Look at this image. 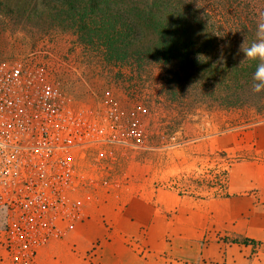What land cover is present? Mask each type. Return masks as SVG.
Listing matches in <instances>:
<instances>
[{"label":"rangeland","instance_id":"1","mask_svg":"<svg viewBox=\"0 0 264 264\" xmlns=\"http://www.w3.org/2000/svg\"><path fill=\"white\" fill-rule=\"evenodd\" d=\"M17 7L0 5V63L77 40L78 96L109 93L127 111L138 102L147 109V135L126 158L124 188L100 198L82 223L96 222L100 237L128 243L151 264H264V117L207 105L184 113L164 92L160 68L135 85L129 67L105 65L75 32L45 27ZM2 225L0 214V235ZM96 231L85 230L97 239Z\"/></svg>","mask_w":264,"mask_h":264},{"label":"built area","instance_id":"2","mask_svg":"<svg viewBox=\"0 0 264 264\" xmlns=\"http://www.w3.org/2000/svg\"><path fill=\"white\" fill-rule=\"evenodd\" d=\"M74 43H42L0 63V245L13 264H35L48 241L121 192L126 158L147 135L142 103L127 111L109 93L81 97L71 88L80 68Z\"/></svg>","mask_w":264,"mask_h":264},{"label":"trees","instance_id":"3","mask_svg":"<svg viewBox=\"0 0 264 264\" xmlns=\"http://www.w3.org/2000/svg\"><path fill=\"white\" fill-rule=\"evenodd\" d=\"M48 28L73 31L109 66L129 67L135 85L155 68L182 111L240 109L264 117L252 91L255 62L238 51L255 40L264 0H0ZM146 72V74H144ZM145 75V76H144ZM131 79V78H130ZM132 82V81H131ZM187 114V113H186Z\"/></svg>","mask_w":264,"mask_h":264},{"label":"crops","instance_id":"4","mask_svg":"<svg viewBox=\"0 0 264 264\" xmlns=\"http://www.w3.org/2000/svg\"><path fill=\"white\" fill-rule=\"evenodd\" d=\"M122 194V193H121ZM120 194V196H121ZM106 196V195H103ZM101 197V199L103 198ZM90 207L87 209L89 215ZM90 221V220H89ZM79 224L70 231L66 240L51 239L38 252L37 264H151L145 255H135L128 243L122 244L115 239H103L96 222ZM96 228V236L86 233L85 230ZM86 233V234H85ZM91 254H95L91 258ZM150 254L149 256H151ZM7 253L0 245V264H9Z\"/></svg>","mask_w":264,"mask_h":264},{"label":"clouds","instance_id":"5","mask_svg":"<svg viewBox=\"0 0 264 264\" xmlns=\"http://www.w3.org/2000/svg\"><path fill=\"white\" fill-rule=\"evenodd\" d=\"M238 51L248 61L255 62L251 86L253 93H264V11L259 13L255 40L247 46H245L243 41Z\"/></svg>","mask_w":264,"mask_h":264}]
</instances>
